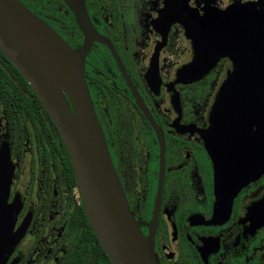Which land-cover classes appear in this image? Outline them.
<instances>
[{"label": "flooded vegetation", "instance_id": "af4514ba", "mask_svg": "<svg viewBox=\"0 0 264 264\" xmlns=\"http://www.w3.org/2000/svg\"><path fill=\"white\" fill-rule=\"evenodd\" d=\"M19 1L73 50L89 44L84 73L94 110L159 264H264V103L249 115L241 143L227 140V159L251 179L222 189L204 135L233 61L220 56L196 79L178 75L195 57L190 24L233 6L254 4L264 14V0H84L95 34L65 0ZM1 149L12 168L6 204L17 207L13 232L21 233L5 264H112L57 126L0 50Z\"/></svg>", "mask_w": 264, "mask_h": 264}, {"label": "water", "instance_id": "95a60500", "mask_svg": "<svg viewBox=\"0 0 264 264\" xmlns=\"http://www.w3.org/2000/svg\"><path fill=\"white\" fill-rule=\"evenodd\" d=\"M65 1L80 26L95 34L84 0ZM198 20L201 22L190 24L187 31L196 48L195 57L178 75L196 79L220 56L232 59L233 71L217 93L204 138L214 151L218 187L236 191L251 179V171L243 169L239 160L227 159V140L241 143L249 115L256 114L264 103V14L252 4L221 13L215 10ZM235 21L246 23L245 28L240 29ZM88 48L86 44L73 50L21 1L0 0V50L24 76L57 126L86 216L105 253L112 264H159L152 243L143 236L130 210L94 110L84 73ZM11 173L7 149H1L0 264L6 263L21 236L13 232L17 207L6 204ZM261 203L264 207V200Z\"/></svg>", "mask_w": 264, "mask_h": 264}, {"label": "trees", "instance_id": "16d2710c", "mask_svg": "<svg viewBox=\"0 0 264 264\" xmlns=\"http://www.w3.org/2000/svg\"><path fill=\"white\" fill-rule=\"evenodd\" d=\"M11 65V64H10ZM11 67L14 69V70H16L12 65H11ZM40 104V103H39ZM74 182V181H73Z\"/></svg>", "mask_w": 264, "mask_h": 264}]
</instances>
